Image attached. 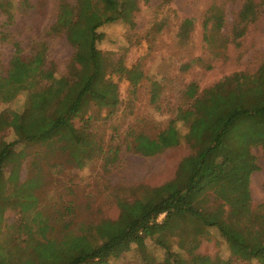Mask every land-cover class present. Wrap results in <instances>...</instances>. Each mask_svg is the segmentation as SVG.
Wrapping results in <instances>:
<instances>
[{
    "label": "rangeland",
    "instance_id": "374dc122",
    "mask_svg": "<svg viewBox=\"0 0 264 264\" xmlns=\"http://www.w3.org/2000/svg\"><path fill=\"white\" fill-rule=\"evenodd\" d=\"M68 1L76 5L78 0ZM137 1L133 26L117 21L97 29L102 34L98 49L111 62L120 61L126 68L136 69L142 78L132 85L124 74H109L117 85L116 108L110 112L91 102L83 114L69 120L75 130L82 132L85 147L92 146L83 166H75L66 155H60L57 147L23 142L15 145L16 152L22 151L23 157L17 181L9 178L8 168L2 179L1 192L6 200L1 205L0 253L9 250L18 263L31 256L28 231L37 229L38 217L51 227L46 237L61 240L68 232L79 234L83 225L117 220L118 199L143 198L147 190L173 180L181 161L194 154V149L182 139L178 145L146 157L133 151L134 136L155 138L164 130L176 118L177 110L189 104L184 94L188 85L194 84L200 95L234 74L253 75L264 64V0H250L253 8L245 17L241 13L248 0ZM11 3L13 20L8 27L0 9V32L13 33L22 41L23 48L29 39L42 41L46 46L47 82L65 78L74 47L63 33H49L57 15L58 0H31L29 9L21 5V0ZM211 10L222 16L218 29ZM186 20L191 25L183 30ZM82 23L80 29L78 23L74 40L81 41L84 37L86 27ZM13 51L11 44L0 42L2 64L8 63ZM24 51V55H29L30 49ZM26 98V93H19L11 102L0 103V111H21ZM177 127L183 136L187 128L182 124ZM15 139L10 129L0 134V141ZM240 158L248 161L252 169L249 210L264 213V144L256 143ZM36 174L41 177L39 184L21 194H28L32 197L30 202L33 201L24 210L21 203L26 200L15 196V187ZM209 196L204 198V205L216 204L215 193ZM163 218L164 214L159 215L157 222ZM242 223L249 222L242 218ZM206 231L199 237L194 254L228 259V247L218 231L214 228ZM37 240L41 237L37 236ZM179 241L178 236L169 238V251L189 259ZM165 258V250L147 239L144 253L132 245L119 257L110 258V263L164 264ZM231 264L258 263L233 259Z\"/></svg>",
    "mask_w": 264,
    "mask_h": 264
},
{
    "label": "trees",
    "instance_id": "16d2710c",
    "mask_svg": "<svg viewBox=\"0 0 264 264\" xmlns=\"http://www.w3.org/2000/svg\"><path fill=\"white\" fill-rule=\"evenodd\" d=\"M137 3V0H78L74 5L68 0H58L57 15L49 33H63L73 45L74 53L66 77L52 83L46 80V46L42 41L29 39L26 47L30 49L29 55H24L26 48L20 39L11 32H0V42L11 44L14 50L6 65L0 60V103L11 102L19 93L27 94L21 111H0V134L10 129L16 137L12 142L0 141V216L6 200L1 192L5 169H9V178L17 181L21 167L23 153L16 152L17 143L57 147L60 155L82 167L92 146L85 147L82 132L75 130L69 120L83 114L91 102L110 112L116 108L117 85L109 74H124L132 85L142 78L136 69H128L120 61L111 62L97 47L102 38L97 32L100 26L117 21L133 26ZM11 4V0H0L7 27L13 20ZM21 5L29 9L31 0H21ZM252 8L248 0L241 16L245 17ZM211 14L218 29L222 16L219 11L211 10ZM83 19L86 22L82 23ZM81 23L86 30L82 40L77 41L74 35ZM190 25L191 21L186 20L182 29ZM184 94L189 104L179 108L176 118L155 138L144 134L133 138V151L146 157L176 146L182 139L194 149V154L181 161L173 180L147 190L143 198L118 199L117 220L83 225L79 234L68 232L61 240L47 238L51 227L38 217L37 229L28 231L31 256L18 263L7 250L0 253V264H111L110 258L119 257L132 245L144 253L147 239L165 250L164 264H231L233 259L264 264V213L249 210L252 169L248 161L240 158L256 143L264 144V64L253 75L234 74L200 95L196 86L190 84ZM177 124L187 128L183 136ZM40 180L36 174L15 187V196L26 200L21 203L24 210L33 201L30 202L32 197L28 194H21L31 191ZM211 193H215L216 204L204 205V198ZM161 214L164 218L157 222ZM242 218L249 223L244 225ZM209 228L216 229L226 243L228 259L194 254L199 237ZM174 236L179 237V246L189 259L169 251L168 239Z\"/></svg>",
    "mask_w": 264,
    "mask_h": 264
}]
</instances>
